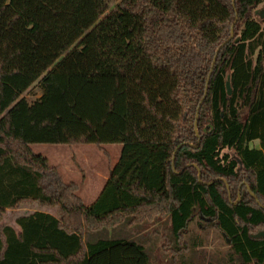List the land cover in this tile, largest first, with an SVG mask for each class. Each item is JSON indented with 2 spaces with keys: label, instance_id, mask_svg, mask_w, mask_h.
Segmentation results:
<instances>
[{
  "label": "trees",
  "instance_id": "trees-1",
  "mask_svg": "<svg viewBox=\"0 0 264 264\" xmlns=\"http://www.w3.org/2000/svg\"><path fill=\"white\" fill-rule=\"evenodd\" d=\"M113 1L92 0L88 75L40 73L24 53L0 61V221L33 202L56 211L18 217V234L0 222V264H151L142 242L108 229L168 216L177 243L195 211L223 233L230 262L264 264V236H252L264 230V0ZM30 15L0 10L6 36L37 33ZM33 143L122 147L85 204Z\"/></svg>",
  "mask_w": 264,
  "mask_h": 264
},
{
  "label": "rangeland",
  "instance_id": "rangeland-1",
  "mask_svg": "<svg viewBox=\"0 0 264 264\" xmlns=\"http://www.w3.org/2000/svg\"><path fill=\"white\" fill-rule=\"evenodd\" d=\"M9 3L21 9L23 13L29 12L31 14L29 19L25 18L37 22L39 31L32 34L23 28L6 36L9 32L7 20L0 19V61L5 64H3L5 68H10L15 61L17 57H13L14 55L24 53L26 67L40 73L52 71L89 74L93 62L94 27L97 22L92 0H0V10ZM109 3L112 7L115 2L109 0ZM255 10H264V5H259ZM255 16L258 17L257 14ZM36 34L39 35L38 40ZM39 95L37 82L23 94L28 101ZM256 144L257 142L250 143L251 146ZM57 147L66 152V146ZM73 150L76 157L73 155L71 162L75 169L73 168L72 174H69L70 180L80 187L86 179L87 170L89 179L83 184L79 194H89L96 189L97 184L101 185L99 175L107 170L111 161L103 150L110 152L113 157L119 152V145L103 144L100 149L94 144L78 143ZM33 151H37L35 147ZM41 152L51 156L48 150ZM228 153L234 157L232 151ZM226 188L229 189L228 186ZM228 198L233 200L229 192ZM82 201L87 204V199L84 198ZM34 203L36 202L21 207L27 205L29 207ZM35 205L38 209H50V212L56 214L55 208L39 207L37 203ZM2 219L3 215L1 222ZM4 219L6 220V217ZM257 233H264V230L256 229L253 235ZM106 234L139 240L145 246L151 264H239L236 260L229 261V245L214 222L210 218L201 217L196 211L180 232L177 243L173 240L168 216L155 217L140 223H121L109 228Z\"/></svg>",
  "mask_w": 264,
  "mask_h": 264
},
{
  "label": "crops",
  "instance_id": "crops-1",
  "mask_svg": "<svg viewBox=\"0 0 264 264\" xmlns=\"http://www.w3.org/2000/svg\"><path fill=\"white\" fill-rule=\"evenodd\" d=\"M252 142H257V144L251 146L250 143H252ZM77 144L78 143H75V144L33 143V144L30 145V147H31L32 150H34V147H35V149L37 150L35 152L41 153L42 155L46 156L48 158V161L50 162V164L55 165V166L58 167V171H59V173L61 175L62 180L64 182H69V181H71L70 177H69V174H72L73 168L75 169L73 162H71V158H72L73 155L76 157V154H75L73 148ZM108 144H111V145L112 144L113 145L114 144H118L119 145V152H116L115 155L112 157L111 153L107 151L108 152V156L107 157H109V159L111 161H110V164L108 165L107 170H105V172H103V173H101L99 175V177L101 178V181H102L101 185L98 186V184H97L96 189L94 188V190L90 191L89 194H85L84 193V194L80 195L79 191L82 190L81 187L86 182V180L89 179V177H88L89 173L83 167L86 170V179L84 180L83 184L80 185V187L78 188L77 195L80 196V198L82 200L84 198L87 199V204L93 202L96 199V197L98 196L99 192L101 191L103 185L105 184V182H106V180H107V178L109 176V171H110L111 167L114 166V164L117 162V160L119 158L121 147H122L121 144H119V143H108ZM58 145L66 146V148L64 147L66 152H63V149H61L60 147H57ZM248 145H249V147L260 148V144H259V140L258 139L250 141ZM102 147H103V144L101 145V148ZM67 148H69V149H67ZM46 150L49 151L51 156H47V154H45V152H41V151H46ZM51 151H53V152H51ZM64 153H65V155H64ZM63 155H64V157L62 158ZM35 204L36 203L31 205L32 208H31V206L28 207V205L26 207L24 206V207H21V208L20 207L19 208H14V209L7 208L5 210V212H4V214H3L2 222L1 221L0 222L11 226L14 229L15 233L18 234L20 232V230H21L20 225L16 221V219L18 217L28 216V215L32 214L33 212H35L36 210L48 213V214H50L52 216H55L54 213L49 211L50 209H38V208H36ZM12 213H15V214L12 215ZM4 217H6V220L4 219Z\"/></svg>",
  "mask_w": 264,
  "mask_h": 264
},
{
  "label": "water",
  "instance_id": "water-1",
  "mask_svg": "<svg viewBox=\"0 0 264 264\" xmlns=\"http://www.w3.org/2000/svg\"><path fill=\"white\" fill-rule=\"evenodd\" d=\"M260 16H261V18H264V10H262L261 11V14H260ZM233 26V25H232ZM231 37H232V27H231V33H230V36L224 41V42H222L220 45H219V47L216 49V53L218 52V50H219V48L222 46V45H224V43H226L229 39H231ZM235 40H237V38L235 39ZM216 53H215V56H216ZM213 57V60H212V63H211V68H212V66H213V64H214V61H215V58L216 57ZM210 73H211V69H210V71H209V73H208V76H207V78H206V86H207V83H208V79H209V75H210ZM225 89H226V93L228 94V95H230L231 94V86H230V76H229V74H227L226 75V78H225ZM205 94H206V87H205V89H204V94H203V96H202V98H201V100H200V103H201V101H202V99H203V97L205 96ZM197 110H198V108H197ZM197 112H196V114H195V121H194V131H195V135H196V137H197V139H198V141H199V135H198V132H197V129H196V119H197ZM211 124L209 123V124H207L204 128H203V131H205L206 130V128H207V126H210ZM198 141H197V143H198ZM192 146H196V145H192ZM198 175H199V171H198ZM253 195V194H252ZM254 196V195H253ZM264 235V233H257V234H254V235H252L253 237H260V236H263Z\"/></svg>",
  "mask_w": 264,
  "mask_h": 264
},
{
  "label": "flooded vegetation",
  "instance_id": "flooded-vegetation-1",
  "mask_svg": "<svg viewBox=\"0 0 264 264\" xmlns=\"http://www.w3.org/2000/svg\"><path fill=\"white\" fill-rule=\"evenodd\" d=\"M222 235H223V233H222ZM228 241V240H227Z\"/></svg>",
  "mask_w": 264,
  "mask_h": 264
}]
</instances>
